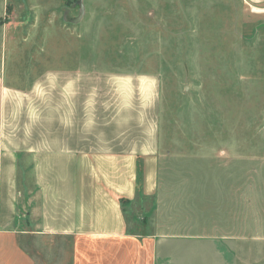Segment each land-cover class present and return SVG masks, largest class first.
Here are the masks:
<instances>
[{"label": "rangeland", "instance_id": "obj_1", "mask_svg": "<svg viewBox=\"0 0 264 264\" xmlns=\"http://www.w3.org/2000/svg\"><path fill=\"white\" fill-rule=\"evenodd\" d=\"M58 71L160 80L161 186L127 206L131 233L178 234L181 264H222L214 237L224 263L264 264V0H0V75ZM140 240L24 245L37 264H167Z\"/></svg>", "mask_w": 264, "mask_h": 264}, {"label": "crops", "instance_id": "obj_2", "mask_svg": "<svg viewBox=\"0 0 264 264\" xmlns=\"http://www.w3.org/2000/svg\"><path fill=\"white\" fill-rule=\"evenodd\" d=\"M7 76L0 75V264H37L24 245L34 235L142 238L154 259L181 264L164 253L178 234L131 233L122 206L137 201L138 182L145 198L161 186L159 78L58 71L23 89ZM214 238L212 254L226 264Z\"/></svg>", "mask_w": 264, "mask_h": 264}, {"label": "trees", "instance_id": "obj_3", "mask_svg": "<svg viewBox=\"0 0 264 264\" xmlns=\"http://www.w3.org/2000/svg\"><path fill=\"white\" fill-rule=\"evenodd\" d=\"M140 196L142 197V193H141L140 185H139V182H138V197H140ZM129 204H131V202L128 201V200H123L122 201V206L124 208V211H127V206Z\"/></svg>", "mask_w": 264, "mask_h": 264}]
</instances>
